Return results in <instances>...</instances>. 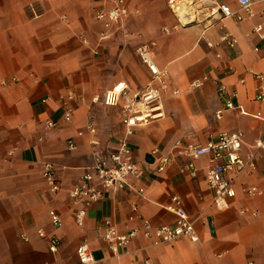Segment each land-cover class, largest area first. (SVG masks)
<instances>
[{
    "label": "crops",
    "instance_id": "obj_1",
    "mask_svg": "<svg viewBox=\"0 0 264 264\" xmlns=\"http://www.w3.org/2000/svg\"><path fill=\"white\" fill-rule=\"evenodd\" d=\"M126 1L132 14L101 37L95 13L113 0H0V264H80L76 248L84 239L93 258L89 264H264V197L240 190L264 188V151L253 173L234 179L237 193L229 207L218 210L205 179L209 158L193 160L191 176L181 148L174 146L176 140L204 144L220 132L241 131L246 153L264 136V101L254 97L256 85L264 84V38L253 31L261 25L264 33V0H252L254 15L242 21L194 24L169 35L161 32L174 23L168 0ZM222 1L237 8V0ZM224 33L236 40L233 47L220 41ZM150 40L170 86L162 98L164 116L128 138L143 172L134 186L143 192L104 193L87 208L80 228L69 191L94 155L113 151L123 134L119 109L104 105L102 95L121 80L131 92L145 85L148 73L135 48ZM195 79L202 85L191 88ZM231 91L233 107L226 108ZM68 96L72 118L62 121L61 98ZM45 119L58 125L46 127ZM153 149L172 156L163 171L155 170ZM45 163L55 169L57 192L42 176ZM173 195L190 216L197 243L182 237L154 244L139 232L120 253L107 249L98 230L104 220L121 232L140 229V219L172 225ZM52 213L61 226L51 223ZM52 237L58 239L54 252Z\"/></svg>",
    "mask_w": 264,
    "mask_h": 264
},
{
    "label": "built area",
    "instance_id": "obj_2",
    "mask_svg": "<svg viewBox=\"0 0 264 264\" xmlns=\"http://www.w3.org/2000/svg\"><path fill=\"white\" fill-rule=\"evenodd\" d=\"M252 0H237V8L233 9L222 0H168L169 10L174 18V23L170 26L161 27L164 35H169L173 31L182 27L194 24L211 25L217 20L226 18L235 21H242L254 15ZM29 10L33 16L37 15L35 5H30ZM136 13V10L133 11ZM262 11L259 12L261 14ZM132 14L126 0H113L109 9L100 10L95 13V19L103 27L101 37L106 36V31L113 30ZM253 31L264 38L262 26L256 25ZM220 41L233 47L236 43L234 38H230L227 33L220 36ZM211 47V43H207ZM155 40L140 43L135 48V54L139 62L145 67L148 78L145 85L131 92L129 85L121 80L112 88L107 89L102 95V103L106 106L119 109L120 124L123 129L122 136L116 142L113 151L106 155L95 154L91 168L87 169L80 177L79 183L69 191L71 202L76 205L72 216L74 222L80 228L83 227V219L87 208L102 195L109 191L122 189H137L134 181L142 176V168L135 160L128 138L133 135L135 128L151 123L164 116L162 98L169 90L168 71L161 68L155 62ZM254 78L261 80L262 74L249 70ZM1 84H6L2 81ZM202 85L200 79L191 81V88H198ZM225 85L219 84V91H225ZM178 93L177 90L173 91ZM235 92L231 91L229 99L225 103L226 108H232L231 98L235 97ZM255 100L264 101V84L258 83L255 87ZM67 99L61 98L63 112L62 121H70L73 109L69 106ZM98 97L94 98L97 101ZM222 109L217 111V116ZM44 125L52 128L58 125L56 120L45 119ZM69 146H73L69 142ZM174 146L180 147L186 164L191 169V176H195L192 161L202 156L209 158L210 166L205 172L207 184L213 191V204L218 210H225L229 207L230 200L236 196L234 179L239 175L251 174L256 169L257 156L260 151H264V136L256 139L246 153H243L244 137L241 131L220 132L215 138L207 140L204 144L182 142L176 140ZM154 159L155 170L163 171L172 161V156L161 154L157 149L150 153ZM229 175V176H227ZM42 176L52 192L60 189V182L56 176L52 164L45 163L42 166ZM264 181V171L261 173ZM241 192L247 196L261 195L264 197V188L256 186L241 187ZM138 193L143 189L138 188ZM175 215L172 225L152 226L148 221L140 219V229L132 228L125 232L117 229L116 225L109 220H104L98 227L99 236L105 243L107 249L114 254L123 250L141 232L142 236L151 239L154 244L169 243L179 238H188L191 242L197 243L198 239L194 233L193 222L182 206L180 197H171V206L168 207ZM51 223L55 227L61 226L59 215L51 214ZM102 230V231H101ZM43 235L42 233H40ZM58 239L55 237L49 240V250L56 251ZM76 255L80 264H89L93 258L88 244L84 239L76 248Z\"/></svg>",
    "mask_w": 264,
    "mask_h": 264
}]
</instances>
